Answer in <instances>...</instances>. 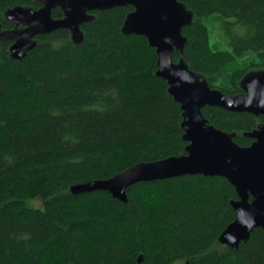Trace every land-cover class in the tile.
<instances>
[{
    "label": "trees",
    "instance_id": "trees-1",
    "mask_svg": "<svg viewBox=\"0 0 264 264\" xmlns=\"http://www.w3.org/2000/svg\"><path fill=\"white\" fill-rule=\"evenodd\" d=\"M194 13L184 55L211 88L230 96L264 70V0H178ZM38 10L35 0H0ZM132 6L93 12L77 46L58 30L37 37L20 61L0 42V264H264V230L238 249L222 245L239 199L224 178L186 175L137 183L123 203L106 191L72 188L109 180L141 163L186 154L183 111L157 77L148 40L124 35ZM54 19L63 18L56 9ZM223 38L226 48L213 43ZM211 125L248 134L264 117L202 110Z\"/></svg>",
    "mask_w": 264,
    "mask_h": 264
},
{
    "label": "water",
    "instance_id": "water-1",
    "mask_svg": "<svg viewBox=\"0 0 264 264\" xmlns=\"http://www.w3.org/2000/svg\"><path fill=\"white\" fill-rule=\"evenodd\" d=\"M35 1L41 5L38 10L17 6L5 12L13 30H3L0 23V42L13 41L12 59L22 60L37 47V37L58 30L70 31L72 41L80 46L85 40L82 26L94 21L93 12L132 6L134 11L127 15L122 32L144 37L156 49V75L167 81L170 95L183 111V138L189 144L185 155L141 163L109 180L78 185L72 191H106L127 203V190L137 183L186 175L221 177L235 188L239 199L231 202L236 218L221 234L220 243L238 249L255 229L264 230V124L248 134L253 143L241 147L235 142L236 133L217 129L202 113L204 108L214 107L264 117V70L248 73L240 83L243 93L230 96L211 88L183 58L175 63L174 54L183 56L188 41L183 29L194 21V13L178 0ZM56 9L63 12V18H53Z\"/></svg>",
    "mask_w": 264,
    "mask_h": 264
},
{
    "label": "rangeland",
    "instance_id": "rangeland-1",
    "mask_svg": "<svg viewBox=\"0 0 264 264\" xmlns=\"http://www.w3.org/2000/svg\"><path fill=\"white\" fill-rule=\"evenodd\" d=\"M218 31H216L214 37H213V43L216 44L218 47L226 48L225 42L223 41V38L218 36Z\"/></svg>",
    "mask_w": 264,
    "mask_h": 264
}]
</instances>
